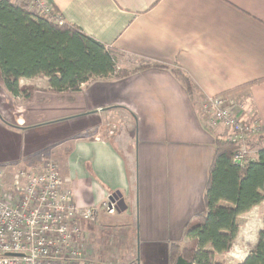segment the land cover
Listing matches in <instances>:
<instances>
[{"label": "crops", "instance_id": "crops-1", "mask_svg": "<svg viewBox=\"0 0 264 264\" xmlns=\"http://www.w3.org/2000/svg\"><path fill=\"white\" fill-rule=\"evenodd\" d=\"M49 1L63 23L115 49L127 73L91 78L77 91H57L42 75L21 78L26 99L0 81V166L55 161L76 206L94 209L83 237L96 264H107L103 252L116 250L117 264L129 255L124 240L110 250L91 243L99 217L137 219L144 243L136 264H168L181 225L204 209L214 138L224 134L207 126L206 100L229 94L241 119L264 131V0ZM116 192L122 211L104 205Z\"/></svg>", "mask_w": 264, "mask_h": 264}, {"label": "trees", "instance_id": "trees-1", "mask_svg": "<svg viewBox=\"0 0 264 264\" xmlns=\"http://www.w3.org/2000/svg\"><path fill=\"white\" fill-rule=\"evenodd\" d=\"M172 72L191 93V83L183 72L179 68ZM126 73L117 69L115 49L74 25L36 15L21 0H0V81L13 96H30L29 89L19 86L21 78L42 75L57 91H77L91 78H119ZM236 148L235 143L214 138L204 209L186 224L187 242L170 244L168 264H175L178 257L191 264H223L219 256L230 251L239 231V217L264 201V147L242 164L233 161ZM237 264H264V220L254 247Z\"/></svg>", "mask_w": 264, "mask_h": 264}, {"label": "built area", "instance_id": "built-area-1", "mask_svg": "<svg viewBox=\"0 0 264 264\" xmlns=\"http://www.w3.org/2000/svg\"><path fill=\"white\" fill-rule=\"evenodd\" d=\"M21 1L28 11L62 23L49 0ZM234 107L229 94H219L206 100L204 111L207 126H222L221 139L237 145L233 161L242 164L253 157L248 142L262 127L244 124ZM93 215V208L76 206L51 158L12 173L0 166V264H96L83 237V223Z\"/></svg>", "mask_w": 264, "mask_h": 264}, {"label": "rangeland", "instance_id": "rangeland-1", "mask_svg": "<svg viewBox=\"0 0 264 264\" xmlns=\"http://www.w3.org/2000/svg\"><path fill=\"white\" fill-rule=\"evenodd\" d=\"M235 105V104H234ZM237 107H234V111H236ZM239 112V111H238ZM240 115V113H239ZM241 117V115H240ZM242 120V119H241ZM243 121V120H242ZM244 124L250 125L253 123L259 124V122H255V120L249 124L245 123ZM264 131L262 129L263 134ZM260 134V135H261ZM260 135L257 137L251 138L250 142L257 141L256 144H258L260 140ZM223 135H220V137ZM259 147H264V142H261L258 144ZM257 145H255L253 148H249L250 150V155L254 154L253 150L256 149ZM126 149V148H125ZM252 150V151H251ZM41 157H48L44 155H40L37 159V162ZM1 165L4 163H0ZM17 163H9L6 164L7 166L6 169L8 172L12 173L20 168H25L28 169L27 167H19V165H16ZM107 213V212H106ZM191 218L187 223L192 222ZM263 220H264V201L259 204L258 206L252 208L249 212L241 215L238 219V224H239V231L232 243V247L229 252L219 256V261H221L223 264H235L236 262L243 260L244 257L248 254V252L254 247L256 240H257V235L260 229H262L263 225ZM110 222L106 223L104 219H101V217L98 218L97 224H96V231L94 233H90L91 235V243L95 241H99L102 243L104 248H108L110 250L111 248H115L116 244L118 245L121 240H124L125 244L128 246L127 250L129 251V255L127 258L124 259V262L121 264H136V259H137V253H138V248L139 245H142L144 243L143 236H142V231L139 227L138 220H135L134 226H132L131 220L128 223L122 222L121 224H115ZM186 223V224H187ZM128 224V225H127ZM185 225H181L179 229V236L181 237V240L177 241L178 243L185 244L183 240L186 239L184 236V231H185ZM179 227H176L178 229ZM129 241H132L131 245H128ZM116 250L115 252L113 251V257H108L110 255V252H108L106 255L107 257L104 256V252L102 253L101 258L104 260H108L107 264H115V260H121L120 256L115 257ZM117 264V263H116ZM119 264V263H118Z\"/></svg>", "mask_w": 264, "mask_h": 264}, {"label": "water", "instance_id": "water-1", "mask_svg": "<svg viewBox=\"0 0 264 264\" xmlns=\"http://www.w3.org/2000/svg\"><path fill=\"white\" fill-rule=\"evenodd\" d=\"M108 209H115L117 211H122L125 209V205L123 203V200L121 198L120 193L116 192L109 196L108 199ZM175 264H191L190 262H186L183 258L178 257Z\"/></svg>", "mask_w": 264, "mask_h": 264}]
</instances>
